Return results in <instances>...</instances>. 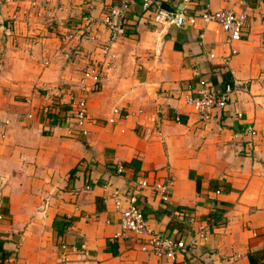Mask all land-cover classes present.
Segmentation results:
<instances>
[{
    "label": "crops",
    "instance_id": "0c3cea01",
    "mask_svg": "<svg viewBox=\"0 0 264 264\" xmlns=\"http://www.w3.org/2000/svg\"><path fill=\"white\" fill-rule=\"evenodd\" d=\"M121 1L0 0V264H264V0H152L146 15L133 0L127 35L104 52L102 18ZM158 9L247 20L231 46L215 23L153 22ZM90 67L101 84L82 136L71 102ZM230 78L231 100L208 121L185 103L188 87ZM139 177L150 185L138 197L148 227L187 244L174 260L141 250L142 238L109 240L120 230L109 194L131 193ZM188 213L210 231L192 246Z\"/></svg>",
    "mask_w": 264,
    "mask_h": 264
},
{
    "label": "built area",
    "instance_id": "2783aa9c",
    "mask_svg": "<svg viewBox=\"0 0 264 264\" xmlns=\"http://www.w3.org/2000/svg\"><path fill=\"white\" fill-rule=\"evenodd\" d=\"M185 3L189 0H180ZM133 0H122L117 4L109 7L102 18L109 33L108 45L104 47V52H107L112 43L120 37L126 36L128 27L125 25L124 19L131 7ZM152 0H140L141 11L143 15L151 11ZM241 4L246 5L247 1H241ZM152 21L155 23L176 25L182 27L185 25H195L200 19L203 23H215L220 30L225 34V44L232 43L241 39L242 30L246 25L247 13L245 11H235L233 9H218L214 11L204 10L199 14H186L184 10L167 11L158 9L151 12ZM84 34H88L94 24V19L89 14H84L81 17ZM11 28V23L8 25V30ZM80 28V30H82ZM74 37L72 32H67L63 35L62 40L67 41ZM232 46V45H231ZM237 50L233 47L230 54L226 55L225 62L228 63L230 57ZM1 56V55H0ZM210 58L214 57L213 53H209ZM2 59L0 57V65ZM85 80H90L89 84ZM82 94L75 99H72V125L71 128L77 129L80 135L86 136L89 134L87 124L91 121V117L87 110V100L91 93L96 92L101 84V71L95 68H87L83 72V78L80 82ZM235 91V83L232 79L223 83L219 87L213 83L202 82L199 87H188L183 94V99L186 104L197 109L200 119L208 121L213 116L215 109H223L231 100L232 94ZM113 114H119L118 107L112 109ZM30 117L31 114H28ZM109 122L114 121V117L108 119ZM250 135H255L256 131L252 127L246 130ZM71 132V130H70ZM123 166L118 165L117 171L122 172ZM133 190L131 193H125L118 189H113L109 194L115 210L120 215L119 226L120 230L109 238L110 241L116 238H142L144 241L140 245L141 250L156 255L160 258L174 260L176 253L186 248L187 244L183 239H171L170 237L154 232L147 225V220L142 208L138 204L139 194L142 190L149 187L148 181L144 177L136 178L133 182ZM108 185H105L107 188ZM159 195L163 202L169 201L167 184L164 182H155L151 186ZM219 193V191H217ZM186 222L190 229V246L195 245L201 239H207L210 235L209 228L203 221H198L193 214H184ZM62 247H66L64 243Z\"/></svg>",
    "mask_w": 264,
    "mask_h": 264
},
{
    "label": "water",
    "instance_id": "95a60500",
    "mask_svg": "<svg viewBox=\"0 0 264 264\" xmlns=\"http://www.w3.org/2000/svg\"><path fill=\"white\" fill-rule=\"evenodd\" d=\"M162 4H165V3H162ZM168 10H172V11H173L174 9H173V8H171V9H168Z\"/></svg>",
    "mask_w": 264,
    "mask_h": 264
},
{
    "label": "trees",
    "instance_id": "16d2710c",
    "mask_svg": "<svg viewBox=\"0 0 264 264\" xmlns=\"http://www.w3.org/2000/svg\"><path fill=\"white\" fill-rule=\"evenodd\" d=\"M231 79V78H230ZM230 81V80H227V82Z\"/></svg>",
    "mask_w": 264,
    "mask_h": 264
}]
</instances>
